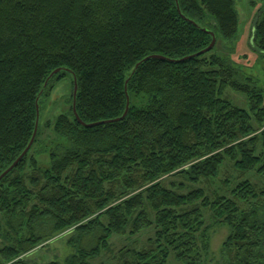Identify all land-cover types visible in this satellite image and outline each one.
Here are the masks:
<instances>
[{
  "label": "trees",
  "instance_id": "obj_1",
  "mask_svg": "<svg viewBox=\"0 0 264 264\" xmlns=\"http://www.w3.org/2000/svg\"><path fill=\"white\" fill-rule=\"evenodd\" d=\"M178 3L216 43L235 36V0ZM258 13L253 44L264 55V6ZM210 41L175 0H0V173L30 141L36 96L54 69L74 73L77 114L97 122L122 115L137 62L151 54L183 58ZM214 48L138 66L118 122L82 126L72 95L68 112L45 124L64 149L42 167L27 156L41 132L43 97L72 76L50 79L34 142L0 180V264H31L30 250L69 230L76 251L63 264H93L110 251L112 236L148 228L146 247L122 248L111 264H171V256L206 264L214 226L229 230L225 264H264V188L247 178H264V93ZM228 89L247 107L233 103ZM226 163L232 173L219 180ZM86 239L90 246H82Z\"/></svg>",
  "mask_w": 264,
  "mask_h": 264
},
{
  "label": "rangeland",
  "instance_id": "obj_2",
  "mask_svg": "<svg viewBox=\"0 0 264 264\" xmlns=\"http://www.w3.org/2000/svg\"><path fill=\"white\" fill-rule=\"evenodd\" d=\"M262 6H264V0H235L238 15L237 32L230 40H224L219 37L213 52L226 57L227 61L240 71V76H250L254 85L264 93V55L253 44L252 36L254 22ZM72 85V79L66 76L52 84L43 97L40 117L41 132L37 143L31 148L27 156L29 160L31 158L38 160L42 167H46L49 164V154L51 152L59 154L64 149L61 145L62 141L57 139L52 130L46 127L45 124L54 121L58 115L68 112L70 107L69 99L73 95ZM225 94L241 108L247 107L246 98L241 93L228 89ZM227 169L232 173L231 166L226 163L220 173L219 180L226 176ZM234 178H237L236 173H234ZM247 178L264 188V178H259L253 174L248 175ZM219 180L212 182L214 189L220 188ZM203 186L207 187V184L204 183ZM228 231L225 226H214L210 230L209 252L206 264H225L222 259L221 249ZM153 235V228L143 230L132 237L114 235L110 239V251L104 252L91 262L93 264H111L115 262L114 257L118 255L122 248L142 249L146 247L148 239L153 237ZM73 237L74 233L70 230L55 235L54 238L43 241L38 247L30 250L28 255L25 256V260L31 264H47L49 262L63 264L64 260L76 251V244L72 241ZM91 244L86 239L82 246H90ZM169 262L171 264H181L173 256L169 258Z\"/></svg>",
  "mask_w": 264,
  "mask_h": 264
},
{
  "label": "water",
  "instance_id": "obj_3",
  "mask_svg": "<svg viewBox=\"0 0 264 264\" xmlns=\"http://www.w3.org/2000/svg\"><path fill=\"white\" fill-rule=\"evenodd\" d=\"M175 4H176V9L177 11L180 13L181 17L185 18L186 20H188L189 22H191L193 25H195L196 27L200 28V30H202L203 32L207 33L210 35L211 37V41L210 43L208 44V46H206L205 48L195 52V53H192L190 55H187L183 58H178V59H170V58H166V57H163V56H160V55H157V54H151V55H148L146 57H144L142 60H140L139 62H137L135 64V67L131 73V75L135 72V70L138 68V66H140L142 63L150 60V59H158V60H162V61H170V62H182V61H185L187 59H191L193 57H197V56H200L208 51H210L216 44V35L215 33L212 31V30H209L207 29L206 27L204 26H199L197 23H195L194 21L186 18L181 12H180V8H179V3H178V0H175ZM61 71H64V72H68L71 74L72 76V82H73V96H72V111H73V114L76 118V120L78 121L79 124H81L82 126L84 127H95V126H99V125H103V124H106V123H114V122H118V121H121L125 118V116L127 115V112L129 110V95H128V91H127V83H128V80L130 78V76H128L125 80V85H124V91H125V95H126V106H125V110L124 112L122 113L121 116L119 117H116V118H111V119H106V120H100V121H97V122H91V123H84L78 116L77 114V111H76V96H77V79H76V76L74 75V73L72 71H70L68 68H65V67H59V68H56L54 69L50 74L49 76L46 78L45 82L43 83L40 91L38 92L37 96H36V100H35V106H36V120H35V126H34V130H33V134L31 136V139L30 141L28 142L27 146L24 148V150L19 154V156L5 169L3 170L1 173H0V180L5 176L7 175L19 162L20 160L27 154V152L29 151L30 147L32 146L33 142H34V139H35V136H36V132H37V127H38V122H39V100H40V97L42 96L45 88L47 87L48 85V82L50 81V79L56 75L57 73L61 72Z\"/></svg>",
  "mask_w": 264,
  "mask_h": 264
}]
</instances>
